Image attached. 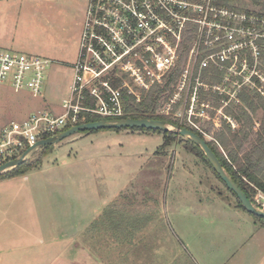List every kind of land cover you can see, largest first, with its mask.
Returning a JSON list of instances; mask_svg holds the SVG:
<instances>
[{"label": "built area", "instance_id": "1", "mask_svg": "<svg viewBox=\"0 0 264 264\" xmlns=\"http://www.w3.org/2000/svg\"><path fill=\"white\" fill-rule=\"evenodd\" d=\"M48 63L0 47V84L37 97ZM72 69L62 114L38 110L0 129V164L80 124L82 113L123 118L124 92L140 102L173 71L172 90L162 94L156 113L196 129L206 140L207 121L228 123L233 114L227 108L244 104L242 94L264 95V13L216 0H87ZM255 195L253 204L264 210V193Z\"/></svg>", "mask_w": 264, "mask_h": 264}, {"label": "rangeland", "instance_id": "2", "mask_svg": "<svg viewBox=\"0 0 264 264\" xmlns=\"http://www.w3.org/2000/svg\"><path fill=\"white\" fill-rule=\"evenodd\" d=\"M83 1L40 0L39 11L60 24L63 19L71 21L79 15ZM260 2L228 0L227 3L237 9L258 11ZM48 31L44 27L32 30L31 37L36 38L37 43L47 44V38H52L51 34L57 36V33H61L60 28L56 29V33L49 34ZM1 48L9 49L5 46ZM11 50L44 57L26 47ZM51 67L58 69L51 73ZM71 77L72 72L67 67L50 63L45 69L43 90L39 96L33 97L29 92L14 95L24 103L28 113L38 108L60 113L62 100L69 95ZM240 107L251 115L256 130L262 112L258 110L253 113L245 103L232 105L231 109L237 112ZM216 121L217 125L211 121L204 124L210 132L207 141H213L214 133L223 128L222 121ZM228 123L232 131L238 128L234 119L230 118ZM179 139L161 148L163 134L158 132L130 128H104L89 133L80 131L50 145L43 154L40 148L33 150L27 160L38 159L36 166L21 174L0 178L2 181L16 179L15 182L0 184V194L9 197L18 194L21 188L22 193H29L28 187L21 186L28 185L35 177L47 183L67 177L81 200L84 214L90 210V198H97L100 206L108 204L99 210L97 221H92L81 239L95 247L102 264H166L170 260L178 264V260L181 263L184 257L186 261L191 257L195 264H205L211 255L220 257L230 248L231 232L227 234V229L223 227L230 225V209L237 200L202 157ZM14 200L18 205L27 202L18 195L14 196ZM7 202L10 204L11 201ZM32 205L29 200L26 210L14 207L13 210L17 208L18 211L0 213V226L11 230L22 224L36 223L37 207ZM108 206L122 216L114 218L117 220L115 225L109 222L113 218L103 215ZM54 214L49 216L53 224L70 225V217L59 214V209ZM84 214L81 218L86 221L90 216ZM43 218L45 220L47 215ZM62 219H66V222ZM255 220L261 221L256 217ZM6 235L10 240L15 239L11 237L12 233ZM125 236L128 242L123 240ZM213 236L214 243H211ZM73 252L68 248L66 254L73 257ZM123 255H127L125 259ZM187 264L191 263L187 261Z\"/></svg>", "mask_w": 264, "mask_h": 264}, {"label": "crops", "instance_id": "3", "mask_svg": "<svg viewBox=\"0 0 264 264\" xmlns=\"http://www.w3.org/2000/svg\"><path fill=\"white\" fill-rule=\"evenodd\" d=\"M40 6V0H0V46L9 47V50L26 47V49L36 51L43 55V58L46 57L45 59L49 60L48 64H61V66L71 70L72 81V66L78 56L87 0H84L79 7V15L71 21L63 19L60 24L50 16L47 17L42 14L39 11ZM43 27L44 30H49V34L50 32L56 33L57 28L61 29V33H57V36L51 34L52 38L51 40L49 37L47 38L49 41L47 44L37 43L36 38L31 37V32L32 30H41ZM57 69L58 67L49 68L51 73ZM70 84L68 86V98L70 97ZM22 92L29 91L24 89L16 92L8 83L0 84V129L10 121H21L38 110H45L55 115L63 113V108L60 113H55L46 108H38L30 113L26 112L24 103L14 95ZM67 99L63 98L62 102ZM69 180L71 179L65 177L63 179L58 178V182L47 183L44 179L39 180L35 177L29 181L28 185L21 186L23 188L28 187L29 193H22L23 189L21 188V191L15 190L18 194L9 195V197L0 194V213L6 210L16 212L21 207H23L21 209L26 210L29 200L37 207L36 223L32 225L22 224L13 227L11 230L0 226V233L2 234L0 236V264H59V262L63 264H102L97 251L94 250L95 247L81 239L88 226L99 215V210H103V207L108 204H103L104 206L101 204L100 206L97 198H90V210L84 214L81 200L77 198L75 190L70 185L73 183ZM15 181L14 178L7 181L0 180V184ZM49 190L52 192L49 193ZM16 195L22 201L26 199L27 202L22 205L15 204L14 196ZM7 201H11L10 204ZM14 207L18 209L13 210ZM57 207L59 214L70 217L69 226L65 224L56 225L51 222L49 216H53L55 211H58ZM231 208L230 225L223 227V229H227L225 231L227 234L231 232L229 237L231 246L228 251L220 254V257L211 255L205 264H264V223L255 220L254 215L236 203H232ZM66 209L69 210L68 214ZM83 214L90 217L83 221L81 218ZM44 215H47L48 219L43 220ZM54 215L56 216V214ZM62 220L66 222V219ZM220 232L223 233V231ZM9 233H12L11 237H15L14 240L8 238L6 234ZM61 238H63L62 242H60ZM214 239L215 236L210 239V242L214 243ZM123 240L129 241L126 236ZM49 248L54 250L49 251ZM68 248L74 250L73 257H68L66 254ZM175 249L177 248L175 247ZM126 256L123 255L122 258L125 259ZM187 261L195 264L191 257L187 258ZM187 261L184 257L181 263L178 260V264H187ZM166 264L173 263L170 260Z\"/></svg>", "mask_w": 264, "mask_h": 264}, {"label": "trees", "instance_id": "4", "mask_svg": "<svg viewBox=\"0 0 264 264\" xmlns=\"http://www.w3.org/2000/svg\"><path fill=\"white\" fill-rule=\"evenodd\" d=\"M219 5H228V0H216ZM235 8V7H233ZM249 10V9H246ZM264 13V0H261L259 10ZM184 49L189 47L188 39L183 43ZM177 76V71H173L169 74V79L163 86H153L151 90L146 94L144 99L140 102H136L131 95L123 93V100L125 106V115L123 118H133V119H160L164 120L167 123H172L178 125V120L172 119L170 116H165L156 113L158 106L160 105V100L164 98L162 96L166 91L171 92L170 85ZM249 95L251 97H249ZM246 100L245 104L247 107L255 113L260 110L262 115L259 120L257 129L254 128V121L251 115L243 109L238 108L237 112H233L231 108H227V112L233 114V119L237 123V129L231 130L229 123L225 120L222 121L223 128L214 133V140L207 141L208 146L216 154L222 166L228 173V175L233 179V181L244 191L247 197L253 202V197L257 190L264 193V99L258 93H246L242 94ZM251 101H247L248 99ZM256 99V101H255ZM86 105L93 106V101L88 100ZM84 118L81 119L78 123L92 122L100 119H104L98 115L92 113H82ZM187 129L198 134L200 137H203L196 129L182 125ZM67 129V128H66ZM113 130H118L121 128H111ZM138 130H148L152 132H158L163 134V143L161 148H165L168 144L173 143L176 139L186 143L188 149H193L197 152L199 156L210 166L206 160L203 152L200 148L195 145L190 140L184 139L179 136L175 131H160L157 129H146V128H130ZM96 130H86L85 133L93 132ZM247 144L244 146V144ZM50 145L40 147L41 154L45 153ZM38 159L27 160L21 165L3 173L0 175L2 177H11L17 174H21L31 167L36 166ZM211 168V166H210ZM212 169V168H211ZM214 172V170L212 169ZM215 173V172H214ZM216 174V173H215ZM218 177V175L216 174ZM219 178V177H218ZM220 179V178H219ZM221 180V179H220ZM234 195V194H233ZM235 196V195H234ZM236 198V197H235ZM237 200V199H236ZM238 206L242 207L240 202L237 200L236 203ZM243 208V207H242ZM104 217H111L109 222L112 224H117L115 217H122L121 214H117L110 209L108 206L105 211H103ZM253 215V214H252ZM259 218L262 223H264V218L255 216ZM114 220V221H113ZM97 221V219H96ZM109 223V224H110Z\"/></svg>", "mask_w": 264, "mask_h": 264}, {"label": "water", "instance_id": "5", "mask_svg": "<svg viewBox=\"0 0 264 264\" xmlns=\"http://www.w3.org/2000/svg\"><path fill=\"white\" fill-rule=\"evenodd\" d=\"M104 128H146V129H157L163 132L175 131L179 136L187 140H190L200 148L206 160L210 164L211 168L218 175V177L224 183L226 188L235 195L236 199L240 202L244 210L255 216L264 218V210L255 206L253 202L244 193V191L228 175V173L222 166V163L220 162L216 154L212 151V149L208 146L205 139H203L193 131L187 129L186 127H182L172 123H167L166 121L160 119H141V118L140 119H133V118L100 119L97 121L85 122V123H80L78 125H74L58 133L55 136L37 141L36 143L28 147V149H26L20 157L7 161L3 164H0V175L24 163L28 159L30 153L35 149L47 145H53L61 141L62 139L69 137L80 131L98 130Z\"/></svg>", "mask_w": 264, "mask_h": 264}]
</instances>
